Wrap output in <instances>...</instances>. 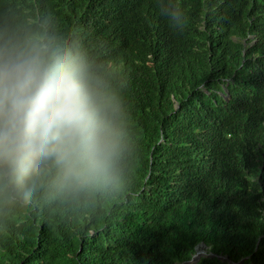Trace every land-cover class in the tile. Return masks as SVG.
<instances>
[{
	"label": "trees",
	"instance_id": "obj_1",
	"mask_svg": "<svg viewBox=\"0 0 264 264\" xmlns=\"http://www.w3.org/2000/svg\"><path fill=\"white\" fill-rule=\"evenodd\" d=\"M173 3L180 30L155 0H0L114 66L136 145L120 202L0 210V264H264V0Z\"/></svg>",
	"mask_w": 264,
	"mask_h": 264
},
{
	"label": "clouds",
	"instance_id": "obj_2",
	"mask_svg": "<svg viewBox=\"0 0 264 264\" xmlns=\"http://www.w3.org/2000/svg\"><path fill=\"white\" fill-rule=\"evenodd\" d=\"M155 3L182 29L173 0ZM125 87L112 64L90 57L50 14L0 19V210L38 199L93 211L120 202L136 157ZM198 250L212 256L203 242Z\"/></svg>",
	"mask_w": 264,
	"mask_h": 264
},
{
	"label": "water",
	"instance_id": "obj_3",
	"mask_svg": "<svg viewBox=\"0 0 264 264\" xmlns=\"http://www.w3.org/2000/svg\"><path fill=\"white\" fill-rule=\"evenodd\" d=\"M198 248V246H197ZM204 253V250L200 251L198 250L197 252H195V254L191 257L189 262H194L195 260H197V258L202 255Z\"/></svg>",
	"mask_w": 264,
	"mask_h": 264
}]
</instances>
